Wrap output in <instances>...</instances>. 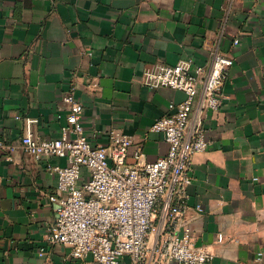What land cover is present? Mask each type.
<instances>
[{
	"label": "crops",
	"instance_id": "obj_1",
	"mask_svg": "<svg viewBox=\"0 0 264 264\" xmlns=\"http://www.w3.org/2000/svg\"><path fill=\"white\" fill-rule=\"evenodd\" d=\"M215 52L233 63L223 103L203 115L209 146L192 157L186 216L207 264H264V0H0V264H93L48 241L66 160L24 148L61 135L64 93L93 145L117 131L153 161L168 143L150 127L185 93L144 85L143 70L207 68Z\"/></svg>",
	"mask_w": 264,
	"mask_h": 264
},
{
	"label": "built area",
	"instance_id": "obj_2",
	"mask_svg": "<svg viewBox=\"0 0 264 264\" xmlns=\"http://www.w3.org/2000/svg\"><path fill=\"white\" fill-rule=\"evenodd\" d=\"M232 63L230 56L215 52L207 68L186 60L143 70L144 85L185 93L183 100L169 103L168 113L150 127L168 143V151L153 161H144L142 147L117 131L109 132L106 144L93 145L81 125V102L72 90L61 96L68 107L61 135L26 139L24 148L36 157L66 160L54 167L57 183L49 200L56 217L48 231L50 243L67 247L66 259L89 258L93 264L211 260L212 253L193 242L186 216L187 187L192 182L193 155L209 146L203 115L223 103L221 89ZM222 238L219 234L217 240ZM262 254L258 252V257Z\"/></svg>",
	"mask_w": 264,
	"mask_h": 264
}]
</instances>
